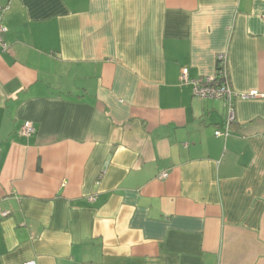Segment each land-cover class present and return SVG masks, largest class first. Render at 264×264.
<instances>
[{
	"label": "crops",
	"instance_id": "0c3cea01",
	"mask_svg": "<svg viewBox=\"0 0 264 264\" xmlns=\"http://www.w3.org/2000/svg\"><path fill=\"white\" fill-rule=\"evenodd\" d=\"M0 9V264H264V0Z\"/></svg>",
	"mask_w": 264,
	"mask_h": 264
},
{
	"label": "built area",
	"instance_id": "2783aa9c",
	"mask_svg": "<svg viewBox=\"0 0 264 264\" xmlns=\"http://www.w3.org/2000/svg\"><path fill=\"white\" fill-rule=\"evenodd\" d=\"M0 9V45L5 47V43L2 39V33L6 30L2 23V11ZM180 81L183 83H189L192 86V92L194 95L201 98L221 99L226 105V116L222 130L216 129L215 135H228L229 125L234 122V101L237 98H255L262 96L257 90H251L249 92H237L235 91L228 80L226 70V59L224 55L218 56V63L215 71L210 75H205L197 79H189L188 69L186 67L180 68ZM20 133L25 136H29L35 133V126L32 121L26 120L21 126ZM166 173H162V176L166 177ZM163 178V177H162ZM8 214V211H0L1 216Z\"/></svg>",
	"mask_w": 264,
	"mask_h": 264
},
{
	"label": "rangeland",
	"instance_id": "374dc122",
	"mask_svg": "<svg viewBox=\"0 0 264 264\" xmlns=\"http://www.w3.org/2000/svg\"><path fill=\"white\" fill-rule=\"evenodd\" d=\"M189 77V76H188ZM199 78V77H198ZM189 79H191V78H189ZM195 79H197V78H195ZM187 84H189V83H187ZM191 85V84H190ZM191 89H192V86H191ZM193 93V92H192ZM160 177L162 178H164L165 176H162V174L160 175Z\"/></svg>",
	"mask_w": 264,
	"mask_h": 264
}]
</instances>
